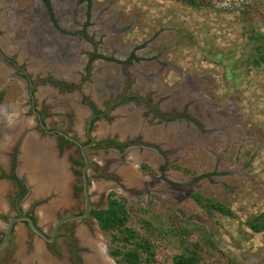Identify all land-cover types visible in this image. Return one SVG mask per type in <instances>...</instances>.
<instances>
[{
	"label": "rangeland",
	"instance_id": "rangeland-1",
	"mask_svg": "<svg viewBox=\"0 0 264 264\" xmlns=\"http://www.w3.org/2000/svg\"><path fill=\"white\" fill-rule=\"evenodd\" d=\"M0 45L34 77L70 80L77 69L97 98L124 102L102 136L121 118L175 151L141 170L133 156L126 184L91 179L92 191L124 199L125 228L150 241V264H173L194 243L196 264H264V230L248 225L264 212V0H0ZM45 87L63 118L75 110ZM20 88L7 82L0 114L25 105ZM159 102L170 113L148 121L146 105ZM121 230L100 232L104 254Z\"/></svg>",
	"mask_w": 264,
	"mask_h": 264
},
{
	"label": "flooded vegetation",
	"instance_id": "flooded-vegetation-1",
	"mask_svg": "<svg viewBox=\"0 0 264 264\" xmlns=\"http://www.w3.org/2000/svg\"><path fill=\"white\" fill-rule=\"evenodd\" d=\"M72 76L70 80L34 77L10 48L0 45V92L13 78L25 93L24 106L11 103L7 112L0 114V241L9 221L19 216L31 217L42 232H36L28 220H14L0 248V264H109L107 260L113 257L101 248L103 230L94 211L109 206L113 191H92L91 179L107 177L114 183L120 179L125 183L122 174L129 178L128 173L134 171L129 162L133 156L141 170L152 168L154 152H175L169 146H159L143 126L136 130L123 127L121 118L111 126L115 132L111 134L110 129L102 136L96 129L110 128L103 123L109 125L113 109L124 102L107 104L112 97L100 99L89 86L86 90L90 83L77 69ZM48 85L55 96L67 94L76 104L75 110L71 109L74 111L62 107L65 120L59 114L60 106L51 101V93L45 89ZM82 93L87 98H82ZM77 102L83 106L77 107ZM157 105H146L154 116L145 113L148 121L157 119L155 109L160 114L170 113V109L160 107V102ZM102 171L105 174L98 178L91 175ZM112 187L111 183L108 189ZM100 188L102 185L97 184L96 189Z\"/></svg>",
	"mask_w": 264,
	"mask_h": 264
},
{
	"label": "trees",
	"instance_id": "trees-1",
	"mask_svg": "<svg viewBox=\"0 0 264 264\" xmlns=\"http://www.w3.org/2000/svg\"><path fill=\"white\" fill-rule=\"evenodd\" d=\"M256 63V62H255ZM200 195L193 194V199L200 201ZM219 211H225L220 205L209 204ZM95 217L98 219L99 226L103 231H112L122 229V235H112L116 245L109 249V254L115 258L117 264H150L153 252L151 251L150 241L136 237V233L131 228H125L128 216L124 199L112 197L110 193L109 206L105 209L94 211ZM249 227L255 232L264 230V212L250 222ZM134 241V242H133ZM198 243L193 244L192 249H188V254H178L173 257V264H196L199 260ZM142 254L145 255L142 261ZM118 258V259H117Z\"/></svg>",
	"mask_w": 264,
	"mask_h": 264
},
{
	"label": "water",
	"instance_id": "water-1",
	"mask_svg": "<svg viewBox=\"0 0 264 264\" xmlns=\"http://www.w3.org/2000/svg\"><path fill=\"white\" fill-rule=\"evenodd\" d=\"M16 219H17V220H28L29 223H30V225H31V227H32L36 232L42 234V232L39 231V230L35 227V225H34L33 220H32L31 217H29V216H19V217H17V218H12V219L9 221V224L7 225V228H6V230H5V235H4L3 239H2V241H0V248L5 244V242H6V240H7V237H8V235H9V233H10V228H11V226H12V223H13V221L16 220ZM64 219H65V218H64ZM66 219H67V218H66ZM62 221H63V220H62ZM53 234H54V232H53ZM53 234H52V235H53Z\"/></svg>",
	"mask_w": 264,
	"mask_h": 264
},
{
	"label": "bare ground",
	"instance_id": "bare-ground-1",
	"mask_svg": "<svg viewBox=\"0 0 264 264\" xmlns=\"http://www.w3.org/2000/svg\"><path fill=\"white\" fill-rule=\"evenodd\" d=\"M40 70V69H39ZM38 71V70H37ZM110 129V128H107V130ZM93 242V241H92ZM92 245V244H91ZM86 254V253H85ZM100 258V257H99Z\"/></svg>",
	"mask_w": 264,
	"mask_h": 264
}]
</instances>
